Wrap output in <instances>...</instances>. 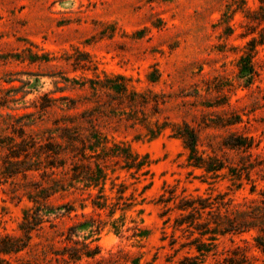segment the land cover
<instances>
[{
	"label": "rangeland",
	"instance_id": "obj_1",
	"mask_svg": "<svg viewBox=\"0 0 264 264\" xmlns=\"http://www.w3.org/2000/svg\"><path fill=\"white\" fill-rule=\"evenodd\" d=\"M261 2L0 0L4 146L20 142L22 132L29 140L64 144L66 130L79 127L83 138L90 129L83 116H95L109 147L120 144L152 162L151 174L138 179L109 160L101 195L70 179L72 155L53 170L44 168V157L32 156L31 168L40 171L9 178L8 151L0 148V234L24 236L25 218L38 217L43 224L24 254L35 263L180 264L199 255L193 242L200 238L193 227H181L183 198H224L237 218L264 214ZM117 78L124 79L115 83L127 86L124 94L107 87ZM184 123L197 132L199 154L224 164L221 172L189 166L190 151L175 135ZM97 160L90 158L93 167ZM208 212L203 221H225V210L222 218ZM256 224L240 234L218 232L203 264L242 256L264 264L255 241L264 222ZM71 227L79 247L99 248L95 258L74 262L62 255L75 246L66 240Z\"/></svg>",
	"mask_w": 264,
	"mask_h": 264
},
{
	"label": "trees",
	"instance_id": "obj_2",
	"mask_svg": "<svg viewBox=\"0 0 264 264\" xmlns=\"http://www.w3.org/2000/svg\"><path fill=\"white\" fill-rule=\"evenodd\" d=\"M261 12H264V2H261L260 7ZM264 21V16H262ZM257 19V18H255ZM264 42V39L262 40ZM251 51L254 52L256 49V43L251 44ZM252 59V55L248 57ZM253 73V70L250 69ZM123 78H117L115 80H108L107 84L109 89H113L119 94H124L127 91V86L123 83L115 84L116 81H123ZM135 94V93H134ZM85 121L89 124V130L87 134L82 138L81 129L79 127H72L67 129L69 136L66 137V142L64 144H55L52 142L42 143L36 142L35 140H29L25 137V134L18 133L16 138L10 139V144L6 147L4 146V141L0 140V148H5L8 153L6 155V161L4 162L5 169L10 167L9 178L22 174L26 175L30 171H40V168H31L32 160H29L32 156L39 158L44 157L47 162L45 169H59L65 167V162H63L68 156L72 155L71 168L69 169L70 179L77 184H82L87 189H99L102 195L108 181V161L118 160L121 163V169L131 173L132 176L139 175L138 179L146 178L151 174L152 162L149 160L148 156H141L138 154H133L129 148H122L120 144H113V147L108 146L107 137L99 131L96 124L92 120L95 116H83ZM163 129H160V133ZM17 135V132H15ZM177 137L183 140L185 148L190 151L188 158L189 166L195 169H202L207 173H219L224 169V164L219 160L209 157L204 158L199 154L198 146L199 139L197 132L190 125L184 123L183 126L175 133ZM63 137V138H64ZM62 138V137H61ZM243 144H236L235 147H239ZM250 147V146H249ZM87 151L93 155H88ZM101 151L103 155L97 154ZM103 156V158H101ZM96 157L98 160L95 162V167L92 166L90 158ZM101 159L103 162H99ZM100 160V161H101ZM30 161V162H29ZM102 163L105 165L103 166ZM30 167L27 168V165ZM7 165V166H6ZM34 165V164H33ZM16 167V168H12ZM44 173H48L47 170ZM53 175V174H52ZM44 177V175H42ZM249 178V176H248ZM55 181V180H54ZM0 183H3L0 177ZM123 187V185L121 186ZM114 189V187L112 188ZM253 192L255 190H252ZM118 193H124L119 191ZM263 199H264V194ZM103 197V196H102ZM106 202V201H105ZM264 204V200L261 201ZM230 201L225 202L224 198H216L213 201L211 198L202 197H192L183 198L181 200V206L179 210L182 214L181 227L183 225H188L189 228L193 227L195 231H198L200 238L193 242L196 247V251L199 253L197 256H186L184 257L180 264H203V258L210 253L213 243L216 241V234L220 232L221 235L226 234H240L249 231L252 228L259 227L256 222H264V214L256 215L250 213L246 215L247 219L244 217L235 216L233 213L230 214ZM93 206L102 210L106 208L105 204L96 202ZM122 210V209H121ZM222 210H225L222 216L225 220L220 223L221 220H216L214 222L203 221V215L208 212H217V218H222L219 215ZM39 211V210H38ZM115 213V211H114ZM112 213V214H114ZM32 220L27 217L25 222H23V227L21 228L23 235L14 234H0V264H40L38 262H33L27 259L24 254L29 251L32 247L33 233L38 231L43 224V221L38 217H32ZM211 225H214L211 226ZM76 227H71L68 231V238L66 239L68 243L73 242L75 246H65L63 250V256L68 255L70 261H80L83 257L95 258L99 254V248L92 247L91 244H83L79 247L80 242L74 241L72 235L75 232ZM259 235L256 238V244L259 249L264 254V227L258 229ZM210 235L208 242L204 241L206 236ZM229 264H249L246 256L241 258H228Z\"/></svg>",
	"mask_w": 264,
	"mask_h": 264
}]
</instances>
